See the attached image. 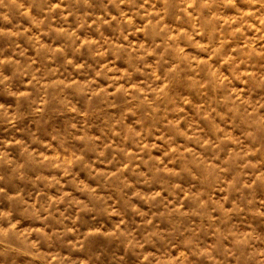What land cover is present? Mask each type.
Returning <instances> with one entry per match:
<instances>
[{"label":"clouds","instance_id":"obj_1","mask_svg":"<svg viewBox=\"0 0 264 264\" xmlns=\"http://www.w3.org/2000/svg\"><path fill=\"white\" fill-rule=\"evenodd\" d=\"M0 264H264V0H0Z\"/></svg>","mask_w":264,"mask_h":264}]
</instances>
